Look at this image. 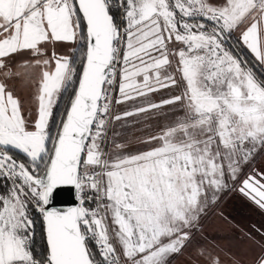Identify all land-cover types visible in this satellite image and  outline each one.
I'll return each mask as SVG.
<instances>
[{
  "label": "snow or ice",
  "instance_id": "obj_1",
  "mask_svg": "<svg viewBox=\"0 0 264 264\" xmlns=\"http://www.w3.org/2000/svg\"><path fill=\"white\" fill-rule=\"evenodd\" d=\"M257 65L264 0H0V264H173L190 247L225 264L196 236L226 193L264 210V170L245 171L264 151ZM65 190L75 206H54Z\"/></svg>",
  "mask_w": 264,
  "mask_h": 264
},
{
  "label": "flooded vegetation",
  "instance_id": "obj_2",
  "mask_svg": "<svg viewBox=\"0 0 264 264\" xmlns=\"http://www.w3.org/2000/svg\"><path fill=\"white\" fill-rule=\"evenodd\" d=\"M253 169L264 170V151L256 155L252 165L246 168L245 171L246 173H251ZM231 196H233V205L230 208H226L230 212L225 213V210L218 211L226 222L234 225L235 233L238 234L240 232L242 239L247 240L242 248L244 250L243 257L238 258V260L241 264H253L254 258L264 251V235H261L264 232V210L260 209L248 197L238 191H234ZM246 234H250L252 239H249ZM201 236L205 237V234L202 235L200 233L199 237L201 238ZM198 243L204 244V241L199 240ZM225 256L237 259L233 254L226 253Z\"/></svg>",
  "mask_w": 264,
  "mask_h": 264
},
{
  "label": "rangeland",
  "instance_id": "obj_3",
  "mask_svg": "<svg viewBox=\"0 0 264 264\" xmlns=\"http://www.w3.org/2000/svg\"><path fill=\"white\" fill-rule=\"evenodd\" d=\"M123 142V141H121ZM135 147L133 151H135ZM234 191L224 194L219 205L210 208L207 214L201 218L200 228L201 231L196 236V242L204 241L203 245L216 244L220 249H223L222 257L225 261V264H231L229 257H226L225 254H233L238 258H242L243 246H245L247 240L242 239L241 233H235L234 225L226 222L224 217H221L218 210H225V213L230 211L226 208H230L233 205L232 200ZM37 222V221H36ZM205 234L204 236L199 237V234ZM235 253V254H234ZM173 264H202V262L197 258L195 254V249L190 247L184 251L182 255L177 256Z\"/></svg>",
  "mask_w": 264,
  "mask_h": 264
},
{
  "label": "water",
  "instance_id": "obj_4",
  "mask_svg": "<svg viewBox=\"0 0 264 264\" xmlns=\"http://www.w3.org/2000/svg\"><path fill=\"white\" fill-rule=\"evenodd\" d=\"M77 203L75 195L70 190H65L59 196V199L54 202V206L59 208H67L71 206H75Z\"/></svg>",
  "mask_w": 264,
  "mask_h": 264
},
{
  "label": "trees",
  "instance_id": "obj_5",
  "mask_svg": "<svg viewBox=\"0 0 264 264\" xmlns=\"http://www.w3.org/2000/svg\"><path fill=\"white\" fill-rule=\"evenodd\" d=\"M246 51V50H245ZM245 59H248L251 61V56L250 55H244ZM254 71H257V74L259 73H264V68H260L258 65ZM66 107L63 103L61 104V108L63 109ZM36 240H37V247L39 248L41 245H43L44 240H43V226L40 223L39 217H37V222H36Z\"/></svg>",
  "mask_w": 264,
  "mask_h": 264
},
{
  "label": "crops",
  "instance_id": "obj_6",
  "mask_svg": "<svg viewBox=\"0 0 264 264\" xmlns=\"http://www.w3.org/2000/svg\"><path fill=\"white\" fill-rule=\"evenodd\" d=\"M71 50H72V45H69V44H59V43L56 45V51L59 54H62V55H70L71 54ZM25 58H27V57H25ZM14 83L13 84H10L9 86L10 87H14ZM117 110L118 111L121 110L119 108V106H117ZM33 112H34V109H33Z\"/></svg>",
  "mask_w": 264,
  "mask_h": 264
}]
</instances>
